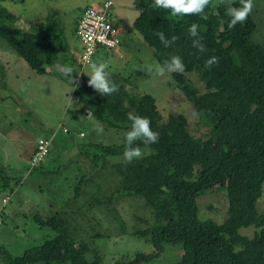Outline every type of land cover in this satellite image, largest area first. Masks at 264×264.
Listing matches in <instances>:
<instances>
[{
  "label": "trees",
  "instance_id": "obj_1",
  "mask_svg": "<svg viewBox=\"0 0 264 264\" xmlns=\"http://www.w3.org/2000/svg\"><path fill=\"white\" fill-rule=\"evenodd\" d=\"M4 1L22 0H0V39L37 74H55L51 68L58 58L62 65L71 59L68 63L71 67L74 64L77 83L72 84L66 77L61 79L73 87L75 109L81 114L86 111L100 124L121 132L120 143L87 141L77 145L92 169L75 181L73 197L85 191L108 166L106 176L110 180H103L114 183L115 188L105 195L101 184H97L87 207L104 204L109 211L111 201L137 198L149 208L152 218L149 223L139 217L147 224L131 233L148 243L150 251L122 254L105 262L96 249L78 241L70 228L73 219L67 212L52 211L46 217L35 213L34 224L50 229L52 235L20 255L0 244V264H145L159 257L164 244L178 245L183 250L173 264H264V209L259 210L257 204L264 185V46L250 39L256 29L252 14L243 24L227 28V8L240 7V0H212L205 9L207 19L197 15L172 16L169 10L155 8L154 0L133 2L138 15L132 26L151 48L153 58L160 64L173 55L183 60L185 71L170 73L171 82L195 109L198 124L205 129L200 136L188 130L182 113H170L163 119L153 95L137 94L127 88V82L133 83L129 77L109 72L119 91L108 96L88 85L90 77L82 71L83 63H91L99 49L118 51L126 27L118 32L117 50L98 46L91 62L80 58V63L68 55L64 15L58 9L50 8L40 24L22 28L15 23L17 16L2 5ZM80 15L78 12L73 19L74 32ZM193 23L199 25L207 48L204 53L192 46L188 29ZM113 25L119 26L114 17ZM156 32H163L167 39L173 35L179 39L166 48L154 35ZM212 56L218 57L219 63L206 68L205 63ZM0 86L6 85L3 82ZM129 113L147 117L152 130L159 133V141L147 149L142 142H136L145 149V155L131 163L123 157L124 137L131 123ZM63 132L69 133L70 129L64 127ZM52 136L45 138L49 148ZM79 136H85L81 130ZM36 150L37 142L30 158ZM46 155L31 169L43 168ZM108 158L118 160L108 165ZM19 175L0 158V193L11 192L23 176ZM213 191H222L226 197L225 217L217 222L199 214V197ZM249 227L254 229L251 237L242 233ZM102 234L98 231L94 236Z\"/></svg>",
  "mask_w": 264,
  "mask_h": 264
},
{
  "label": "rangeland",
  "instance_id": "obj_2",
  "mask_svg": "<svg viewBox=\"0 0 264 264\" xmlns=\"http://www.w3.org/2000/svg\"><path fill=\"white\" fill-rule=\"evenodd\" d=\"M105 1L22 0L4 1L2 5L17 16L15 23L22 28L40 24L50 8L58 9L64 15L68 55L70 57L72 54L78 62L83 63L80 60V42L72 30L73 19L85 8L100 7ZM111 1L110 9L114 10V18H117L114 21H121V26L126 27L121 34L122 43L115 52L99 49L92 62H107L108 72L119 73L133 82L126 83L129 90L155 97L163 119L170 113H182L187 118L188 130L195 136L202 135L205 129L198 124L195 109L171 82L170 74L158 77L145 71L146 66L158 62L153 58L147 42L132 26L138 15L133 7L135 0ZM230 1L233 0H223ZM254 5L251 14L256 29L250 39L264 46V0H254ZM56 64H61L60 58ZM55 65L48 68L55 74H37L0 39V84L4 82L6 85L0 86V158L16 175L20 177L19 174H23L11 192L0 193V208L4 204L0 215V222L3 219V223H0V244L14 255H20L26 248L52 235L50 229L38 228L34 224L33 214L40 213L46 217L52 211H65L69 219H73L70 228L76 233L78 241L83 240L91 249H96L105 262L122 254L150 251L148 243L131 235L133 230L147 224L139 217L147 219L149 223L152 218L149 208L141 199H116L109 202V211L104 204L87 207L97 184H101L105 195L115 188L114 183L108 181L109 176H106L108 166L94 177V183L85 191L82 190L77 198L73 197L75 181L80 175H88L92 169L77 145L87 141L120 143L121 132L105 124H101L104 129L102 133L96 131L98 122L86 111L81 114L75 109L77 101L73 87L61 79L64 76L55 70ZM82 71L89 75L90 63H83ZM190 77L196 79L194 74H190ZM64 127L70 132H63ZM80 130L84 137L79 136ZM50 136V151L42 161L43 168L32 170L30 157L34 145L38 139ZM116 160L108 158V165ZM105 178L108 180L104 181ZM225 202L222 191L199 197L200 216L216 222L222 220L225 217ZM257 204L259 210L264 209V185ZM98 231L103 233L102 236H94ZM253 231L252 227L242 229V233L250 237ZM182 252L178 245L164 244L159 257L145 264H173Z\"/></svg>",
  "mask_w": 264,
  "mask_h": 264
},
{
  "label": "clouds",
  "instance_id": "obj_3",
  "mask_svg": "<svg viewBox=\"0 0 264 264\" xmlns=\"http://www.w3.org/2000/svg\"><path fill=\"white\" fill-rule=\"evenodd\" d=\"M212 0H154V7L159 9L169 10L172 16H187L197 15L202 19H207L205 9L211 4ZM240 7L229 6L226 15L230 18L227 21V28L229 30L235 28L237 24H243L252 13L255 5L254 0H240ZM189 35L192 37V46L199 52L204 53L207 48L202 42V37L199 34V25L193 23L188 29ZM163 44L164 47L172 46L179 37L173 35L171 39H167L163 32L154 33ZM219 63V58L212 56L205 63L206 68H211L214 64ZM109 64L107 62L90 63V74L88 77V85L92 87L97 93L102 96L111 95L119 91V85L110 78V73L107 71ZM55 70L62 76L68 78L72 84H76L78 77L74 78L75 72L73 67L69 65L56 64ZM145 71L149 74L164 77L170 73H183L185 71V64L180 56L173 55L170 59L165 60L163 64L157 63L155 65H148ZM128 120L130 129L125 133V150L123 152L124 159L131 163L133 160L141 159L145 155V149L149 145L159 141V133L152 130L151 121L147 117L138 114L129 113ZM96 131L102 133L103 126L97 123ZM140 141L145 146L142 149L136 144Z\"/></svg>",
  "mask_w": 264,
  "mask_h": 264
},
{
  "label": "built area",
  "instance_id": "obj_4",
  "mask_svg": "<svg viewBox=\"0 0 264 264\" xmlns=\"http://www.w3.org/2000/svg\"><path fill=\"white\" fill-rule=\"evenodd\" d=\"M111 5L112 1L107 0L100 7L85 8L80 15L75 35L81 46L80 58L85 63L92 61L93 54L98 46L117 50L120 28L113 25L114 15L112 9H110ZM48 149L49 140L45 138L38 139L37 150L32 155L31 165H35L42 160Z\"/></svg>",
  "mask_w": 264,
  "mask_h": 264
},
{
  "label": "crops",
  "instance_id": "obj_5",
  "mask_svg": "<svg viewBox=\"0 0 264 264\" xmlns=\"http://www.w3.org/2000/svg\"><path fill=\"white\" fill-rule=\"evenodd\" d=\"M81 12H82V11H81ZM81 12H79V15L81 14ZM114 16H115V13H114ZM114 20H117V18H114ZM115 22H117V24L119 25L118 27H119L120 29H124L123 26H121V24H120L121 21H119V22H118V21H115ZM121 27H122V28H121ZM76 39H77V38H76Z\"/></svg>",
  "mask_w": 264,
  "mask_h": 264
}]
</instances>
